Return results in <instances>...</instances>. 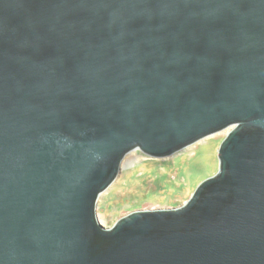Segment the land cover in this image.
Returning a JSON list of instances; mask_svg holds the SVG:
<instances>
[{
	"label": "water",
	"instance_id": "1",
	"mask_svg": "<svg viewBox=\"0 0 264 264\" xmlns=\"http://www.w3.org/2000/svg\"><path fill=\"white\" fill-rule=\"evenodd\" d=\"M227 128L186 202L101 224L125 154ZM0 264H264V0H0Z\"/></svg>",
	"mask_w": 264,
	"mask_h": 264
},
{
	"label": "rangeland",
	"instance_id": "2",
	"mask_svg": "<svg viewBox=\"0 0 264 264\" xmlns=\"http://www.w3.org/2000/svg\"><path fill=\"white\" fill-rule=\"evenodd\" d=\"M224 136L217 134L171 157L148 159L121 169L98 199L96 212L101 224L112 226L136 209L175 207L186 202L202 180L217 172L218 148Z\"/></svg>",
	"mask_w": 264,
	"mask_h": 264
},
{
	"label": "bare ground",
	"instance_id": "3",
	"mask_svg": "<svg viewBox=\"0 0 264 264\" xmlns=\"http://www.w3.org/2000/svg\"><path fill=\"white\" fill-rule=\"evenodd\" d=\"M227 131H228V128H227V129H223V130H221V131H219V132H216V133H214V134L209 135L208 137H205V138H203V139H200V140H198V141H196V142H194V143H192V144H189L188 146L184 147L183 149L185 150V149H189V148H191V147H194L195 144H198L199 142H201V141H203V140H205V139H207V138H209V137H213V136H215V135H217V134H222V133H225V134H226ZM135 150H136V149H135ZM135 150H132V151L128 152V153L125 154V156L122 158V160H121V164H120L121 169H123V168H125V167H127V166H133V165H135L136 163H138V162H142V161H144V160H148V159H165V158L171 157V156L173 155V154H171L170 156L162 157V158H159V157H151V156H148V155H146V154H144V153H138V152H136ZM180 150H181V149H180ZM107 189H108V188H106V189L103 191V193L101 192L102 194L99 195L98 199H99L104 193H106V190H107Z\"/></svg>",
	"mask_w": 264,
	"mask_h": 264
}]
</instances>
